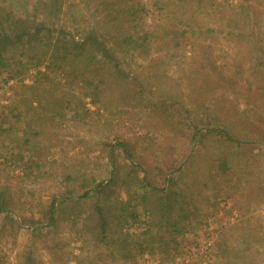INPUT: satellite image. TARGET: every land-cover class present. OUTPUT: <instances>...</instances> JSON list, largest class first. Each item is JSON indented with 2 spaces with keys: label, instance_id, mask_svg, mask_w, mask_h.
<instances>
[{
  "label": "rangeland",
  "instance_id": "rangeland-1",
  "mask_svg": "<svg viewBox=\"0 0 264 264\" xmlns=\"http://www.w3.org/2000/svg\"><path fill=\"white\" fill-rule=\"evenodd\" d=\"M0 6L120 60L45 81L40 49L0 57V264H264V0Z\"/></svg>",
  "mask_w": 264,
  "mask_h": 264
},
{
  "label": "trees",
  "instance_id": "trees-1",
  "mask_svg": "<svg viewBox=\"0 0 264 264\" xmlns=\"http://www.w3.org/2000/svg\"><path fill=\"white\" fill-rule=\"evenodd\" d=\"M188 25V23H184L185 27ZM63 32L65 31H62V33ZM208 32V28L204 30V33ZM51 33V29L48 28L43 21L36 20L35 15L32 17L16 15L10 7L0 6V57L3 58V56H5V59L8 60L13 59L15 55L20 54L19 52L23 46H27L29 49L31 48L34 55H37L38 49H40L42 55L46 56L45 58H47V61L44 64L45 68L43 70H38L39 78L49 81L52 74L65 72L83 77L84 73L93 71L96 68L98 69L101 65H106L107 62H112L114 68L119 70L120 60L118 56L111 51L106 40L99 39L102 35H99L97 32L90 30L80 40L75 39L73 36L67 38L61 34L57 35V37L54 36L52 39ZM39 78L36 80H39ZM161 104L162 103H160V105ZM194 126L196 132L199 129L201 131L200 141H202L205 136L216 135L233 141V143H236V141L239 143V140H234L233 137H229L222 129L211 128L203 124L198 125V123H195ZM117 144L124 150L126 160L131 161L133 157L131 156L126 141H118ZM229 159H231V157ZM138 164L139 163H137L136 166L142 168ZM102 182L103 180H100L94 185V191L98 199L107 200L109 199L108 196L110 192L109 183L102 184ZM169 183H173L172 176H170ZM168 188L170 189L171 186ZM175 196V191L169 190L168 194L162 197L161 204L165 211L171 209L175 201ZM103 205L104 204L100 202L94 205L100 230L108 225L106 210ZM54 213L55 205L52 201L49 203L46 210L48 225L54 223ZM128 217H132L131 219L135 220L132 213ZM53 243L56 246L60 244L55 241H53Z\"/></svg>",
  "mask_w": 264,
  "mask_h": 264
}]
</instances>
